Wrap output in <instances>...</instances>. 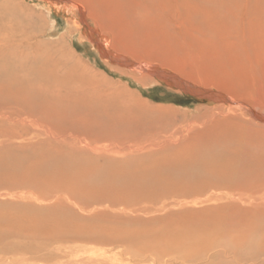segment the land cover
Masks as SVG:
<instances>
[{
	"label": "rangeland",
	"instance_id": "1",
	"mask_svg": "<svg viewBox=\"0 0 264 264\" xmlns=\"http://www.w3.org/2000/svg\"><path fill=\"white\" fill-rule=\"evenodd\" d=\"M70 1L72 0H68L67 3ZM96 1L99 3L98 7L101 15L110 17V21L107 22V19L105 20L107 24L105 29H102V33L110 34L109 40H112V48L115 51H119L120 54L124 53L122 55L128 58L131 64L153 66L156 69H160V71L167 70L172 75L178 76L186 84H191L205 91L219 93V91L223 90V93L225 92L224 94L231 100H245L251 107L253 106L255 112L264 115V75L260 71L262 67L259 65L260 61L261 65L264 66V0H207L205 2L204 0H201V2L200 0ZM47 2V0L43 2L41 0H0V15H6L7 17L6 23H2V20H0V31L4 27L3 25H6V29H13L18 33L20 29H25L18 24V19L23 20L25 22L23 24L29 25V55L27 56L29 57L27 61L29 68L31 67L32 59L30 57H34L35 54L39 55V51H43L45 46L46 51L43 52L47 57L53 60L63 59L67 66H74L77 71H81L79 74L84 73L86 76H94L96 78L93 77L94 80L98 82L101 88H107L108 91L111 90L112 92L116 91L117 94L121 92L120 99L126 98L128 90L136 96L135 98L140 99V103L161 107L159 110L165 109L164 114L160 113V111L158 113L148 112L146 116H141L143 120L140 117L142 123L138 124L142 129H145L146 136L143 139H152L153 141L151 142L156 141L158 147H164L161 151V154L163 153L161 155L162 162H156V164H159L158 166H164V168L169 169L174 165L179 167L183 165V157L190 158V156L202 152H205L207 156L210 154L220 155L216 162L219 167L212 166V170L215 169L217 172L222 171L224 167L227 169L231 166L229 161L233 159H239L245 169H247L246 165L249 166L250 162L264 159V129H262L260 131L261 135L257 133V135L253 136L255 141L244 139L242 144L244 150H242L252 154L228 153L226 154L227 163L223 155L228 145L226 144L225 146L219 138L210 139V137L215 135L216 131L221 132V129L225 128L229 122L234 123L231 118L240 117L239 113L225 112L224 118L230 120L216 125V123L213 124L211 121L209 114L204 111L208 110V108L225 111L230 108L228 104L218 105L212 101L205 100L204 96H195L187 90L168 86L160 79L157 80L153 77L155 79L153 80L152 75L146 80L147 82L145 81L142 84L135 81V79L132 80L130 76L143 78L137 68L130 69L120 65L122 68L117 69L118 67L115 68L110 61L103 60L96 54L93 46L87 42L85 25L83 23L75 24L68 17L64 21L60 14L55 15L57 13L51 11L50 7L46 5ZM77 22H81V20H77ZM87 25L94 26L92 21L88 22ZM36 45L42 49H38ZM1 49L2 43L0 45V60L7 63ZM10 72L1 68L0 82L5 81L7 76H10ZM0 88V92L4 90L3 87L0 86ZM17 96L18 92H14V95L8 94L5 97L0 95V116L2 114L6 116L5 113L7 115L18 113L22 108L21 103L28 105V102L17 98ZM214 113L218 114V112ZM241 116L243 120L251 121L250 118L247 119L243 115ZM33 117H22L26 120L25 124H21L22 121L17 118L12 120L0 118V163L4 159V155L15 156L12 153L17 154L19 150L33 157V155L37 154L34 149L39 143L50 141L54 145L59 146L58 140L46 135V129L39 128L42 118L37 115ZM31 119L40 121V124L29 122ZM14 124L16 125L13 126ZM260 124L264 126V123L261 122ZM236 127L234 125L232 130L236 129ZM66 128L67 126H64V129ZM208 128L215 130L213 131L215 133L208 135ZM10 130L15 131L13 134H9ZM69 130L70 126L68 125L67 132ZM73 134L72 132L70 136ZM9 135L15 136L10 140ZM227 140L226 142H228ZM159 154L160 152H158ZM167 158L172 163L171 165L164 161ZM208 160L206 157L202 159L205 162ZM207 166L204 168L195 166L191 167V170L197 169L198 172H206L203 175L204 177L210 176L212 178L213 174L216 176L217 174L210 171L211 169ZM181 175L179 176L187 179V176ZM186 181L182 179L176 182L178 188L177 186H172L170 192L161 193V199L159 197H157L158 199L155 198L153 200L154 203H150L153 202L151 200L137 201L139 207L145 209L151 207L150 209L152 210L148 211L151 212L149 214H147L148 212H139L134 214V216L128 215L130 213L120 214L104 205L102 208L93 210L95 207H93L94 204L91 203L93 202L91 199H88V202L83 205L77 203L80 205V209L84 207L83 210H80L79 207L74 206V203L60 199L62 192L58 189L49 190L48 192L41 190V193L34 191L35 189H30V187L28 188V186L26 188V186L19 185V187L16 185L18 188L16 186L15 188L12 187L13 192L10 193L35 192L42 199L44 197L45 199H50V202L38 203L30 198L18 200L14 197L8 196V198H4L0 196V202L3 205L9 202L6 205L10 207L12 204L20 205L19 207L29 206V216L23 213H14V219H20L19 221L22 222L29 217V228H21L20 233H15L21 241L24 239L27 243L29 242V253L25 255L16 253L17 256L15 258L11 255L9 257L16 264L21 260H23L22 264H264V247L255 249L254 246L257 245L254 242H259L261 238L260 233H258L261 231L253 228L256 225L264 224V218L253 216L250 219L246 217L248 221L243 220V226L241 224L242 221L237 222L240 217L237 213L241 212V215H243L244 212L242 211L251 209V201L253 199L259 201V198H264V182H260L259 187L252 190L245 186L231 188L225 183L221 187L208 190L201 196L189 198L181 193L182 190L179 189L186 187L185 184L189 182L188 179ZM253 181L258 183L257 178H254ZM3 186L11 187H8L0 178V192L4 191ZM217 199L218 201H216ZM68 204L72 205L69 206ZM86 204L87 206L89 205L87 208L84 206ZM90 206H92V209ZM72 207L75 210L77 208L76 212ZM219 208H226V210L217 215L215 210ZM55 209L59 210L62 215L55 219L49 218L51 221L43 220L44 223L42 222V225L33 223L37 217L36 212L43 214L47 210ZM65 211L67 212L63 213ZM227 215L230 216L228 217ZM30 217L34 218L33 221ZM39 218L41 219V216ZM51 222H55V225L51 224ZM203 225H208L209 227L221 225L220 227L229 229L225 231L226 237L231 236L229 238L220 237L222 241L219 238L215 239V245L212 244L208 248L200 249L201 253L194 251L195 255L170 251L167 247L166 249L165 247L160 248L161 246L158 247L152 242L154 234L158 236L165 235V233L169 234L168 229H171L172 232L182 233L187 232L183 229L189 230L191 226H195L198 228V232L203 234L200 232V227ZM231 227H235L237 231L232 230ZM79 228L82 230L81 232H79ZM243 228H249L250 231L248 233L244 232ZM214 230V232L206 235L205 238L212 239L213 234L222 233L221 231H216V229ZM31 231L36 232L32 233ZM127 231L131 237H133L132 233L134 234L135 238L130 237L131 239L135 241L146 239L147 242L150 241L151 246L153 245L157 250H162L158 252L153 246L155 251L148 247L146 249H140L138 246L133 247L126 240L123 241L121 239L123 238L121 235L129 238ZM75 232L80 234H75ZM244 234H246L244 236L245 241L243 239L238 241L241 247H232L229 242L232 241V235L234 237H243ZM153 239L156 240V238ZM218 243H221L222 246ZM216 252L220 254L217 253V255Z\"/></svg>",
	"mask_w": 264,
	"mask_h": 264
},
{
	"label": "bare ground",
	"instance_id": "2",
	"mask_svg": "<svg viewBox=\"0 0 264 264\" xmlns=\"http://www.w3.org/2000/svg\"><path fill=\"white\" fill-rule=\"evenodd\" d=\"M43 1L45 0H41V2ZM47 1L48 2L46 5L50 7L51 11L53 13L56 12L57 14L55 15L60 14V16L64 18V21L65 19L69 18V20H72L75 24L83 23L85 25V34L88 38L87 42L93 46L96 54L99 55L103 60L110 61L111 63H113L112 65L115 66V68L118 67L117 69L122 68L120 67V65L128 67L130 69L137 68V71L141 72L140 75L143 78L130 76L132 80L135 79V81L142 84L152 75V79L153 77H155L157 80L160 79L168 86H174L183 90H187L189 93L194 94L195 96H204L205 100L212 101L213 103H216L218 105L228 104L230 108L225 111H222L220 109L214 110L208 108V110L204 112L209 114V117H211V121L213 122V124L216 123V125L220 124L221 122L230 120L228 118H224L225 112H236L240 114V117H232L231 121H233L234 123L229 122L225 128L221 129V132L216 131L215 135H212V133H215L213 132L215 130H213L212 128H208V135H212L210 139L219 138L225 146L226 144L228 145V147L226 146L225 148L227 152L225 151L223 155L227 163L228 160L226 159V154L228 153L241 155L252 154L250 152L243 151L244 146H242V144L244 143V139L255 141L253 136L257 135V133H260L261 135L260 131L264 129V126H262L260 123H264V115L255 112V110H253V106L251 107V105L246 103L245 100H231L229 97H227L226 94H224L225 92L223 93V90L219 91V93H214L205 91L204 89L196 88L191 84H186L184 81L180 80L178 76L172 75L167 70L160 71V69H156V67L153 66L131 64L129 59L125 58L122 55L124 53L120 54L119 51H115L112 48V40H109V38L111 37L110 34L105 32L102 33V29H105L107 22L110 21V17L108 15L103 17L101 15L100 8L98 7V1L72 0L69 3H67L68 0ZM205 1L207 0H204V2ZM6 19V15H0V20H2V23H6ZM106 19L107 22L105 21ZM77 20H81V22H77ZM90 21L93 22V27L91 25H87V23ZM18 22V24L21 25L22 28H25L20 29L19 33L13 29H6V25H3L4 27L0 31V42L2 43L1 52L4 58L7 60V63L0 60V69L2 68L4 70L11 71L10 76H7V79L5 81L0 82V86L4 89L1 90L0 95L5 97L8 96V94L14 95V92H18L17 98L25 100L26 102H28V105L21 103L22 108L18 111V113H10L8 115L7 113H5L8 117L2 114L0 118L7 120L17 118L22 121L21 124H25L26 120H24L25 118L22 117L34 118L33 116L37 115L38 117L42 118L41 124L40 121L34 119L29 120V122L40 124L39 128L41 129L42 127L46 129V135H49L52 139L58 140L59 146L54 145L52 142L48 141L42 144L39 143L35 147L34 150L37 151L35 152L37 154L33 155V157L29 156V154L26 155V152L23 153V151L20 150H17V154L12 153V155L15 156L8 155V157L4 155V159L0 163V178H2V182H5L8 187H11L7 188L3 186L4 191L0 192L1 197L8 198L9 196L17 198L18 200L30 198L34 202L40 203L49 201L50 199H45V197L42 199V197H39L38 194L36 195L35 192L16 194H12L10 192H13V188H15L16 185L26 186V188L28 186V188L30 187V189H35L34 191L41 193V190L48 192L49 190L58 189L62 192V195L60 194V199L67 200L69 203H74V206L79 207L80 205L85 204V202H88V199H91L93 201L91 203L94 204L93 207H95L93 210L106 206L111 210H116L120 214L130 213L128 215L134 216V214H138L139 212L145 213L152 210L150 209L151 207L147 209L139 207L137 201H153L157 197L161 199V193L165 194L167 191L170 192L172 186H177L178 188L176 182H179L182 179H185V181L188 179L189 182L188 184H185L186 187L179 189L182 190L181 193L187 195V197L189 198L194 196H201L208 190L221 187L225 183L228 184L231 188L245 186L246 188L252 190L257 189L260 182H264V159L250 162L249 166L246 165L247 169H245L243 163L239 159H233L229 161L231 163V166H229L227 169H225L224 167L222 168V171L217 172L215 171V169L212 170V166L219 167L216 162L219 159L220 155L210 154L209 156H207L205 152L201 151L202 153L190 156V158L183 157L182 159H184L185 161H183V165L185 164L184 166L180 165L181 167H176L174 165L170 169L164 168V166H158L159 164H156V162H162L161 155L163 153L161 154V151L164 147H158L156 141L151 142L153 141L152 139H143L146 136L145 129H142V127L138 124L142 123L140 117L146 116L148 112L158 113L160 111V113L162 112L164 114L165 109L159 110L161 107L158 108L152 105L149 106V104L147 105L140 103V99L135 98L136 96L128 90L126 93V98L120 99L119 96L121 92L117 94L116 91L112 92L111 90L108 91L107 88H101L98 82L94 80L95 77L93 75L92 76L94 78L86 76V74L84 73L79 74L81 71H77L76 67L74 66H67V64L64 63L63 59L53 60L47 57L44 54V52L46 51L45 46L43 48L44 52L39 51V55L35 54L34 56L33 54L34 57H30L32 59L31 67L29 68V65L27 63V61L29 60V57H27L29 55V25L23 24L25 22L21 19H18ZM259 65L262 67L260 71L264 75V66L261 65L260 61ZM10 68H12L13 70ZM143 72L144 74L148 73L149 75H144ZM102 80L104 81V79ZM118 99L119 101H117ZM113 101L114 103H112ZM214 112H218V114L216 115ZM241 115H243L247 119L250 118L251 121L243 120ZM153 116L155 115L153 114ZM206 116L208 117L207 114ZM15 125L16 124H14L13 126ZM68 125L70 126V130L67 132ZM234 125L237 127L236 129L232 130ZM64 126H67V128L64 129ZM39 128L38 130H40ZM14 131L10 130L9 134H13ZM72 132L74 134L70 136ZM14 136L9 135L8 137L10 140H12ZM226 139H228V142H226ZM158 152H160L159 155ZM203 157H206L207 160L209 159L210 162L209 160L206 162L202 161ZM164 161L166 163H169L170 165L172 164L170 160H168V158ZM195 166H198L199 168H204L207 166L209 169H211L210 171H213L217 175L215 176V174H213L212 178L210 176L204 177L203 175L206 172H198L197 169V171L195 169L191 170V167ZM180 174H182L181 176H187V179L186 177H180ZM254 178L258 179V183L253 181ZM18 186H16V188H18ZM77 200H79L80 202ZM216 201H218V199ZM8 203H5L4 205L2 203L0 204V264H16L14 260L9 257L10 255L15 258L17 256L16 253H19L20 255L21 253H23L24 255L29 253V242L27 243V241L24 239L23 241H21L15 234L20 233L21 228H29V217L26 218V220H24L23 222L19 221L20 219H14V213H23L29 216V206L19 207L20 205L17 206L12 204V206L10 207L6 205ZM77 203H79L80 205ZM150 203H154V201ZM71 205L72 204H70L69 206ZM251 205V209L242 211L244 212L243 215H241V212L237 213V215L240 216L237 222L242 221V226L243 220L248 221L247 218L252 219L253 216L264 218V198H259V201L257 199H253L251 201ZM84 206L85 208H87L89 205L87 206L86 204ZM91 207L92 206H90V208ZM73 209L75 210V208ZM83 209L84 207L80 210ZM225 210L226 208L216 209L215 214L219 215ZM58 212L60 213V211L57 209L47 210L43 214L41 212H36V220L33 221L34 218H30L32 219L34 224L42 225L44 223L43 220L51 221V219L49 218L55 219L62 215V213L58 215ZM66 212L67 211L63 213ZM149 213L151 212H148L147 214ZM39 216H41V219L39 218ZM69 216L71 217V215ZM227 216L229 217L230 215ZM55 222H51V224L53 223L55 225ZM234 225H236V223H234ZM220 226L221 225L209 227L208 225H203L200 227V232H202L203 234L199 233L198 228L195 226H191L189 230L183 229L187 232L182 233L172 232L171 229H168L169 234L165 233V235L162 234L161 236L154 234L153 238H156V240L152 238V242L158 247L161 246L160 248L165 247L166 249L167 247L168 249H170V251L172 250L179 253L185 252L189 254H194V251L201 253L200 249L208 248L212 244L215 245V239H221L220 237L229 238L231 236L229 235L226 237L225 231L229 229ZM253 228H255V230L261 231L258 232L261 235L259 242H254L257 244L254 245L255 249L264 247V224L258 226L256 225ZM214 229H216V231H221L222 233L213 235L211 234L212 239L205 238L206 235L214 232ZM231 229L237 231L235 227H231ZM243 230H245L244 232L247 233L248 231H250L249 228H243ZM81 231L82 230H80L79 232ZM37 232L39 233V231ZM115 232L117 233V231ZM75 234L80 233L75 232ZM246 234H244L243 237H234L232 235V241H229L232 247L236 248L240 246V243L238 241H241L242 239L244 240V236ZM132 236L133 237H131L130 233L129 238L121 235V237H123L121 239L123 241L126 240L128 244H131L133 247L138 246L140 247V249H146L148 247L155 251V247L152 245L154 247L153 248L150 245V241L147 242L145 238V240L140 239L135 241L134 239H131L135 238L133 233ZM57 239L59 238L57 237ZM218 244L222 246L221 243ZM197 248H199V250H197ZM161 250L162 249H159L157 251L159 252ZM217 253L218 252H216V254ZM22 261L23 260L18 262V264H22Z\"/></svg>",
	"mask_w": 264,
	"mask_h": 264
}]
</instances>
